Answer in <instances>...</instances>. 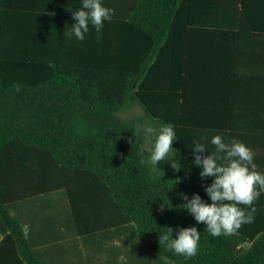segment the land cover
Instances as JSON below:
<instances>
[{"label": "trees", "instance_id": "trees-1", "mask_svg": "<svg viewBox=\"0 0 264 264\" xmlns=\"http://www.w3.org/2000/svg\"><path fill=\"white\" fill-rule=\"evenodd\" d=\"M191 1L102 0L115 10L112 20L104 22L99 40L90 24L79 41L63 34L82 0H0V165L11 163L17 173L36 168L45 178L58 179L60 188L71 182L76 223L84 188L104 193L121 223L137 227L157 264H264V192L254 202L253 222L234 235L213 237L205 224L197 223L182 205L194 194L210 204L205 188L211 177L202 179L201 169L191 167L193 131L183 126L174 106L165 112L158 105L162 92L148 88L158 35L178 32L180 8ZM151 37H156L152 52ZM165 95L179 98L176 88ZM133 104L159 127L175 125L177 139L168 160L156 166L141 163L151 155L144 131L136 121L118 116ZM3 171L0 167V178ZM11 211L0 187L1 246L12 242L24 263L46 264ZM188 227L200 232L195 257L159 244L167 228L172 229L171 240Z\"/></svg>", "mask_w": 264, "mask_h": 264}, {"label": "crops", "instance_id": "crops-1", "mask_svg": "<svg viewBox=\"0 0 264 264\" xmlns=\"http://www.w3.org/2000/svg\"><path fill=\"white\" fill-rule=\"evenodd\" d=\"M136 42L139 50L141 40ZM157 42L148 88L164 94L158 105L165 112L177 109L183 126L193 131V142L205 144L206 155L215 151L213 136L222 135L226 143L236 138L252 150L256 171L264 174V0L186 2L180 8L178 32L158 35ZM155 44L156 37L148 39L151 52ZM175 88L179 98L168 100L165 94ZM136 122L142 131L144 125L160 128L145 113ZM144 133L145 148L152 152L156 136ZM0 167L2 197L35 255L46 264H157L137 227L121 223L104 193L84 188L76 223L71 182L60 188L58 179L45 178L36 168L17 173L11 163ZM102 218L105 223H98ZM2 239L0 235V264H26L14 251L15 244L1 246Z\"/></svg>", "mask_w": 264, "mask_h": 264}, {"label": "clouds", "instance_id": "clouds-1", "mask_svg": "<svg viewBox=\"0 0 264 264\" xmlns=\"http://www.w3.org/2000/svg\"><path fill=\"white\" fill-rule=\"evenodd\" d=\"M114 14L115 10L103 6L102 0H82V8L72 13L74 23L63 35L68 40L75 37L83 41L91 24L99 40L104 22L111 21ZM174 128L173 124H164L159 130L145 125L143 130L155 135L156 140L150 157L147 161L142 158L141 163L156 166L158 162L168 160L166 158L173 149V141L177 139ZM193 144V163L201 169V178H214L211 185L205 188L211 203L204 202L198 194H194L190 200L181 194L183 199L188 200L182 206L197 223L205 224L213 237L234 235L242 225L254 220L256 209L253 205L261 192H264V174L256 171L252 150L236 138L226 143L222 135L213 136L211 144L215 151L208 155L205 154L208 152L205 144L196 140ZM240 205L246 206L247 210ZM167 229V233L159 237V244H164L185 258L197 255L200 232L195 227L179 229L177 238L171 240L169 237L172 229Z\"/></svg>", "mask_w": 264, "mask_h": 264}, {"label": "rangeland", "instance_id": "rangeland-1", "mask_svg": "<svg viewBox=\"0 0 264 264\" xmlns=\"http://www.w3.org/2000/svg\"><path fill=\"white\" fill-rule=\"evenodd\" d=\"M143 111L141 109H139V107H130L122 112H120L118 114V116L120 118H122L123 120L126 121H138V118L143 117ZM140 122H143L142 120H139ZM139 122V123H140ZM145 127V125H144ZM150 147V142H147V148L149 149ZM249 244H244L243 247L244 248H249Z\"/></svg>", "mask_w": 264, "mask_h": 264}]
</instances>
